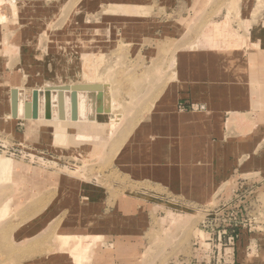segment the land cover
I'll return each instance as SVG.
<instances>
[{
    "label": "rangeland",
    "instance_id": "rangeland-1",
    "mask_svg": "<svg viewBox=\"0 0 264 264\" xmlns=\"http://www.w3.org/2000/svg\"><path fill=\"white\" fill-rule=\"evenodd\" d=\"M7 1L20 15L0 21V157L13 159L11 176L0 169V264H74L78 241L69 251L60 234L87 240L82 264H264V109L174 138L155 113L179 80L181 44L210 26L232 47L247 44L264 0ZM223 14L237 33L213 25ZM75 84L100 87L95 135L61 118L65 91L61 125L33 117V92ZM233 222L238 239L220 243Z\"/></svg>",
    "mask_w": 264,
    "mask_h": 264
},
{
    "label": "crops",
    "instance_id": "crops-1",
    "mask_svg": "<svg viewBox=\"0 0 264 264\" xmlns=\"http://www.w3.org/2000/svg\"><path fill=\"white\" fill-rule=\"evenodd\" d=\"M223 15L217 18L213 25L226 23L227 31L237 33L236 28L233 30L229 29V20L226 18V14ZM242 16L244 23L251 21L249 12H243ZM260 22L261 25H258V28L252 25V27L247 29V33L244 36L247 37L249 42L240 47L230 46L229 40L223 39L222 33L215 32L213 26L211 30L209 29L211 26L208 27V32L200 35L199 40L194 44H181L175 59L179 80L174 87H171L162 107L155 112L156 115L162 114L166 116L163 118L165 119L164 129L166 136L172 138L179 136L180 130L182 131L180 135H184L195 128L201 130V126H197L201 124H203L204 128H206L205 124L209 125L210 123H214L213 126H215L216 122L220 125L224 114L228 116L256 114L258 109H264V14L261 16ZM216 34L218 37H215ZM240 35H242L241 32ZM170 37L173 38V36ZM207 37L215 42H209ZM173 46L175 45L173 44L171 47ZM57 58L55 57L54 62L57 61ZM81 93L85 94V97L88 94L86 90L85 92L81 91L79 94ZM85 99L88 100V97ZM77 100L79 101L78 97ZM175 101L176 110L178 108L181 109V106H185L187 108L185 111H187L197 106V108L201 109V112L174 114L173 104ZM79 105L77 115L81 111L88 116L89 103L85 101L81 104L79 101ZM61 115H64V111ZM61 120H55L54 124L61 125ZM99 122L95 115L93 120H85V123L83 121L79 123L77 120L71 124L81 125L82 128H85L84 131L87 134L95 135L97 134L95 131L99 130L96 127L100 124ZM151 123L150 128L152 129L155 124L154 122ZM72 127L74 126L69 125V129ZM158 129H161V127ZM207 129H209V126H207ZM192 150V147L188 146L184 150L183 159L188 164L196 161ZM203 155L205 156V152ZM193 177L192 175L191 177L184 175V180L187 182L190 181L189 178ZM191 180L195 182L194 179ZM60 236L72 237L64 234H60ZM83 239L87 242L85 238Z\"/></svg>",
    "mask_w": 264,
    "mask_h": 264
},
{
    "label": "bare ground",
    "instance_id": "bare-ground-1",
    "mask_svg": "<svg viewBox=\"0 0 264 264\" xmlns=\"http://www.w3.org/2000/svg\"><path fill=\"white\" fill-rule=\"evenodd\" d=\"M11 6H12L13 9H10ZM19 15L20 14L17 11V9H16L15 6L13 7V5L9 4L7 0H0V21H4L5 24L7 23V25L11 27L12 21L10 20L11 19L10 17L13 16L14 18H16ZM75 87L77 88V87H79V85L78 84H75V85H72L70 88L74 90ZM97 90H99V89H96V90H86L88 92V94H87L86 97H85V94H80V98L79 99L82 100V101H80L81 104L84 101L83 99L88 97V100H89V105H88L89 114L87 116L83 112L79 111V115H77V119L76 120L71 119L72 121H77V120H79V121H85V120H93L94 119V117H95V110H96V97H95V93L94 92L97 91ZM78 91H85V89H82V87H81L80 89H78ZM60 96H63L64 97V101H65V96L63 94H60ZM33 102H34V99H33ZM46 102H47V100H46ZM49 102L50 101H48L45 104V99H44L42 105L40 104L41 102L40 103L38 102V104L42 108H44V106L46 105V111L45 112H47V108H48L47 106H48V103ZM51 102H52L51 103V106H53V101L51 100ZM8 104H9V101H8ZM23 105L24 104L21 101L20 108H19V112H17V111H16V113L13 112V115L16 116V117H18V118H20V119L25 118L24 106ZM56 107L58 108V96L56 97ZM32 109L34 111V105L33 104H32ZM82 109H83V107H82ZM64 117L65 118H63V116H61V118L63 120L64 119L65 120H70L69 118H67V115H65ZM59 118L60 117H58L57 119H59ZM51 119L52 120H57V119H53V118H51ZM51 119H48V120H51ZM12 167H13V159L12 158H2V157H0V169L1 170H4L5 172H7L6 174H8L9 176H11V174H12V171H13ZM9 176L7 178H9ZM11 210L12 209H10L9 211L6 210L7 211V214L10 213ZM58 239H59L58 242H61L60 243L61 247L62 248H66V249L68 248L69 251H70V247H71L70 244L72 243V241H74V243H76L78 241V243L72 247L71 253L73 254L72 255V258L74 260V263L75 264H82V259H81V254L80 253H81V251H83V252H86L87 251V248L85 247V244H84V240L83 239H79L78 240L76 237H67V236H65V237L59 236ZM62 248H60V249H62Z\"/></svg>",
    "mask_w": 264,
    "mask_h": 264
},
{
    "label": "water",
    "instance_id": "water-1",
    "mask_svg": "<svg viewBox=\"0 0 264 264\" xmlns=\"http://www.w3.org/2000/svg\"><path fill=\"white\" fill-rule=\"evenodd\" d=\"M80 88H74V91H70L69 88H47L45 90L35 91L33 92V99L35 104V111L33 112L34 118H40V119H57L59 116L57 107H56V97L58 96L59 101V94H57L58 91H65V113H67V118L76 120L77 119V94L76 90ZM82 89L85 90H96L100 89V87L97 86H82ZM70 92V93H69ZM13 112L16 113V93H13ZM47 100L50 101V99L53 101V106H51V103H48L47 112L43 111V108L40 107V111L38 112V102L42 105L43 101ZM70 105L72 106L71 112H70Z\"/></svg>",
    "mask_w": 264,
    "mask_h": 264
},
{
    "label": "built area",
    "instance_id": "built-area-1",
    "mask_svg": "<svg viewBox=\"0 0 264 264\" xmlns=\"http://www.w3.org/2000/svg\"><path fill=\"white\" fill-rule=\"evenodd\" d=\"M181 109L182 110H185L186 107L185 106H181ZM230 211L233 212V210L231 208H222V209H219L217 211V215H224V214H228ZM235 220V219H234ZM237 221V220H236ZM230 228H226L227 230H224V231H221L219 232V241L220 243L226 238H228V242L231 244L232 242L236 241V239H238V236H239V232H240V226L236 223V222H233L232 224L229 225ZM229 230H232L233 231V235H228L227 232Z\"/></svg>",
    "mask_w": 264,
    "mask_h": 264
}]
</instances>
